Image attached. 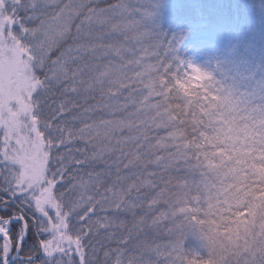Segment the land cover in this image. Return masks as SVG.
Wrapping results in <instances>:
<instances>
[{
  "label": "snow or ice",
  "instance_id": "1",
  "mask_svg": "<svg viewBox=\"0 0 264 264\" xmlns=\"http://www.w3.org/2000/svg\"><path fill=\"white\" fill-rule=\"evenodd\" d=\"M158 6L0 0V264H264V96Z\"/></svg>",
  "mask_w": 264,
  "mask_h": 264
},
{
  "label": "trees",
  "instance_id": "2",
  "mask_svg": "<svg viewBox=\"0 0 264 264\" xmlns=\"http://www.w3.org/2000/svg\"><path fill=\"white\" fill-rule=\"evenodd\" d=\"M194 5L212 10L198 16ZM168 19H181L186 27L190 21L198 22L189 29L202 31L215 43L210 76L217 86L257 101L264 96V0H159L154 23L163 36L175 41L171 59L180 63L176 30ZM192 87H198L194 79Z\"/></svg>",
  "mask_w": 264,
  "mask_h": 264
},
{
  "label": "rangeland",
  "instance_id": "3",
  "mask_svg": "<svg viewBox=\"0 0 264 264\" xmlns=\"http://www.w3.org/2000/svg\"><path fill=\"white\" fill-rule=\"evenodd\" d=\"M193 7H195L198 16L212 10V7L207 5H194ZM167 22L171 28L176 30L174 37L177 42L180 62L184 65H194L211 75V66L214 63L217 47L211 39L205 37L202 31L189 29L196 26L198 22L190 21L187 27L181 23V19H168Z\"/></svg>",
  "mask_w": 264,
  "mask_h": 264
}]
</instances>
